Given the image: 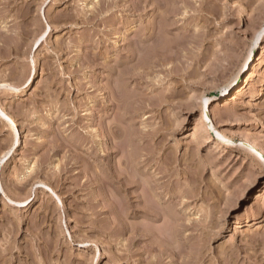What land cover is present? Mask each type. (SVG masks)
<instances>
[{"label":"rangeland","instance_id":"obj_1","mask_svg":"<svg viewBox=\"0 0 264 264\" xmlns=\"http://www.w3.org/2000/svg\"><path fill=\"white\" fill-rule=\"evenodd\" d=\"M0 113V264H264V0H0Z\"/></svg>","mask_w":264,"mask_h":264},{"label":"bare ground","instance_id":"obj_2","mask_svg":"<svg viewBox=\"0 0 264 264\" xmlns=\"http://www.w3.org/2000/svg\"><path fill=\"white\" fill-rule=\"evenodd\" d=\"M118 37L119 38H121V37H123V35L121 34V33H118ZM254 54V50H252L251 51V53H250V55L248 56V59L246 60V63L244 64V66H245V69H250V60L249 59H251L252 58V56H256L255 54ZM241 75V71L239 72V74H238V76L234 79V81L232 82V83H228L226 86H224L222 89H221V91H220V93L218 94V96H220V97H225V96H227V95H230L231 94V92L233 91V86L237 83V82H239V76ZM210 96H208V97H205L204 99H203V101H202V103H201V109H202V114L203 115H206L207 114V111H209L210 110ZM248 139V138H247ZM249 140V139H248ZM250 141V140H249ZM254 144H256V143H251V145H252V147H254V148H256V146L254 145ZM261 153H263V155H264V152H261Z\"/></svg>","mask_w":264,"mask_h":264},{"label":"snow or ice","instance_id":"obj_3","mask_svg":"<svg viewBox=\"0 0 264 264\" xmlns=\"http://www.w3.org/2000/svg\"><path fill=\"white\" fill-rule=\"evenodd\" d=\"M0 115H2V113H0ZM5 119H7V117H5Z\"/></svg>","mask_w":264,"mask_h":264}]
</instances>
